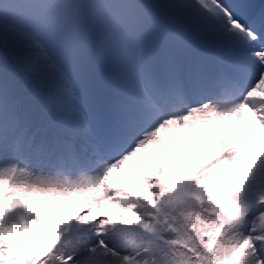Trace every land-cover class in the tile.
Returning a JSON list of instances; mask_svg holds the SVG:
<instances>
[{
    "label": "snow or ice",
    "instance_id": "snow-or-ice-1",
    "mask_svg": "<svg viewBox=\"0 0 264 264\" xmlns=\"http://www.w3.org/2000/svg\"><path fill=\"white\" fill-rule=\"evenodd\" d=\"M0 264H264V0H0Z\"/></svg>",
    "mask_w": 264,
    "mask_h": 264
},
{
    "label": "bare ground",
    "instance_id": "bare-ground-1",
    "mask_svg": "<svg viewBox=\"0 0 264 264\" xmlns=\"http://www.w3.org/2000/svg\"><path fill=\"white\" fill-rule=\"evenodd\" d=\"M60 217V216H59ZM61 218V217H60Z\"/></svg>",
    "mask_w": 264,
    "mask_h": 264
}]
</instances>
